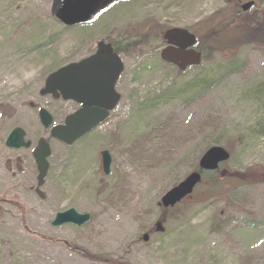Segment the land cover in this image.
<instances>
[{
	"label": "rangeland",
	"instance_id": "rangeland-1",
	"mask_svg": "<svg viewBox=\"0 0 264 264\" xmlns=\"http://www.w3.org/2000/svg\"><path fill=\"white\" fill-rule=\"evenodd\" d=\"M247 1L121 0L66 28L51 15L52 0H0V264H264V181L232 175L264 169V44L231 53L206 48L208 57L185 71L160 58L166 29L204 36L215 12H242ZM254 1L248 11L259 14L264 0ZM100 40L123 48L121 101L68 146L51 138L38 111L62 123L77 105L40 90L49 74L93 53ZM16 126L31 148L5 146ZM40 138L52 150L44 198L35 191L32 155ZM216 145L231 155L218 170L222 183L203 180L162 215V196ZM104 149L112 156L108 175ZM71 206L91 220L53 227L56 212Z\"/></svg>",
	"mask_w": 264,
	"mask_h": 264
},
{
	"label": "water",
	"instance_id": "water-1",
	"mask_svg": "<svg viewBox=\"0 0 264 264\" xmlns=\"http://www.w3.org/2000/svg\"><path fill=\"white\" fill-rule=\"evenodd\" d=\"M119 0H52L50 13L65 26L87 23L104 11L111 4ZM253 1L242 5L244 11L250 9ZM163 39L166 45L160 52L161 59L184 71L188 67L201 64L202 52L196 48L197 38L186 28H168ZM124 70L123 61L118 52L114 51L112 44L100 40L97 50L90 56L78 62L65 65L52 72L46 78L41 95H52L54 98L62 97L64 100H74L81 107L67 116L64 123L55 124L53 115L46 109H39V119L45 129H50L52 138L58 139L68 145L73 144L87 132L103 122L121 99L115 85ZM32 142L27 140L26 132L22 127L13 128L5 139V146L20 150L30 148ZM51 155L49 142L40 138L33 149V156L38 169L37 192L44 198L40 187L45 182L49 170L48 157ZM102 167L106 175L109 174L112 157L108 150H102ZM230 158V153L222 146H211L199 160V170L188 174L181 182L168 190L161 198L160 205L172 208L183 199L191 195L202 180L203 171H214ZM91 220V214L81 213L75 207L56 212L51 221L53 227L66 224L83 226ZM161 223H157V229ZM148 240L149 236L144 235Z\"/></svg>",
	"mask_w": 264,
	"mask_h": 264
},
{
	"label": "trees",
	"instance_id": "trees-1",
	"mask_svg": "<svg viewBox=\"0 0 264 264\" xmlns=\"http://www.w3.org/2000/svg\"><path fill=\"white\" fill-rule=\"evenodd\" d=\"M204 36L197 35V48L204 51L208 48L211 52L214 50L225 51L228 53L238 49L247 43H263L264 44V9L261 13L249 11H226L221 9L208 18L203 23ZM160 37V35H159ZM110 41V40H108ZM112 42V41H110ZM116 50L121 52L123 49L119 42H112ZM208 57L207 53H203V60ZM217 171L203 172V180L210 179L211 187H215L222 183V179ZM233 178L238 181H252L255 183L264 181V169L255 172H245L243 174H232ZM252 177V178H249ZM202 180V181H203ZM172 209V208H171ZM171 209L163 208V214ZM78 253L87 256V252L83 248L72 247Z\"/></svg>",
	"mask_w": 264,
	"mask_h": 264
},
{
	"label": "flooded vegetation",
	"instance_id": "flooded-vegetation-1",
	"mask_svg": "<svg viewBox=\"0 0 264 264\" xmlns=\"http://www.w3.org/2000/svg\"><path fill=\"white\" fill-rule=\"evenodd\" d=\"M70 102H72V103L76 104V103H75V102H73V101H70ZM76 105L79 107V105H78V104H76ZM67 115H68V114H67ZM67 115H66V116H67ZM66 116H65V118H66ZM65 118H64V119H65ZM35 191H36V189H35ZM36 192H37V191H36Z\"/></svg>",
	"mask_w": 264,
	"mask_h": 264
},
{
	"label": "bare ground",
	"instance_id": "bare-ground-1",
	"mask_svg": "<svg viewBox=\"0 0 264 264\" xmlns=\"http://www.w3.org/2000/svg\"><path fill=\"white\" fill-rule=\"evenodd\" d=\"M91 258H93V255L90 253Z\"/></svg>",
	"mask_w": 264,
	"mask_h": 264
}]
</instances>
